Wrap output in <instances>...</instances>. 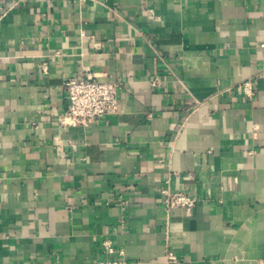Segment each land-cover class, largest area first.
I'll return each mask as SVG.
<instances>
[{
	"label": "crops",
	"instance_id": "crops-1",
	"mask_svg": "<svg viewBox=\"0 0 264 264\" xmlns=\"http://www.w3.org/2000/svg\"><path fill=\"white\" fill-rule=\"evenodd\" d=\"M260 43L264 0H0V264H264ZM93 72L117 112L54 124Z\"/></svg>",
	"mask_w": 264,
	"mask_h": 264
},
{
	"label": "built area",
	"instance_id": "built-area-1",
	"mask_svg": "<svg viewBox=\"0 0 264 264\" xmlns=\"http://www.w3.org/2000/svg\"><path fill=\"white\" fill-rule=\"evenodd\" d=\"M259 46L264 48V43ZM260 69L264 71V52L260 60ZM120 82L110 80L102 74L90 73L84 78H68L64 82V88L67 93V108L65 112L59 115L54 124L67 126L88 127L103 117L115 114L118 110V88ZM238 87L247 95H252V85L250 80L242 81ZM163 194V203L165 216L168 219L171 210L174 208L183 209L186 213L190 212L196 203V198L183 190H172L168 186L161 190ZM102 252L106 254L122 255V250H115L109 240H103L101 244ZM175 255L172 252H166L164 260L172 261ZM116 264V262H112Z\"/></svg>",
	"mask_w": 264,
	"mask_h": 264
}]
</instances>
